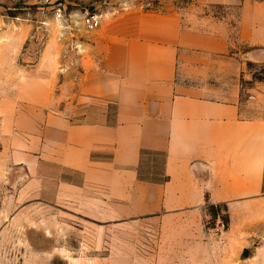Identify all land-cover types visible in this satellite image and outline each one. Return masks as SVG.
<instances>
[{
  "label": "crops",
  "instance_id": "obj_1",
  "mask_svg": "<svg viewBox=\"0 0 264 264\" xmlns=\"http://www.w3.org/2000/svg\"><path fill=\"white\" fill-rule=\"evenodd\" d=\"M191 1L237 8L243 22L256 4ZM110 16L77 61L63 62L60 72L47 66L40 84L21 83L35 85L17 99L36 121L16 156L33 183H54L51 203L67 212L106 224L158 221L161 242L190 251L205 245L201 219L209 205L226 206L233 220L264 196V118L243 117L236 93L217 99L208 86L181 79L228 51L222 33L199 29L175 10ZM147 155L163 157L161 180L168 181L141 180Z\"/></svg>",
  "mask_w": 264,
  "mask_h": 264
},
{
  "label": "rangeland",
  "instance_id": "obj_2",
  "mask_svg": "<svg viewBox=\"0 0 264 264\" xmlns=\"http://www.w3.org/2000/svg\"><path fill=\"white\" fill-rule=\"evenodd\" d=\"M253 3L243 22L237 8L197 6L191 0H0V264H264V196L233 220L225 206L211 211L218 217L207 209L201 219L205 245L187 251L161 242L158 221L106 224L67 212L51 203L54 183H33L16 156L36 121L25 115L26 102L17 99L25 90L35 91V85L21 83L33 78L40 84L51 64L60 72L63 62L77 61L80 46L94 43L110 15L136 9L179 11L185 22L225 35L228 51L205 58L204 72L197 66L181 79L208 86L217 99L236 93L243 117L264 118V0ZM59 8L63 21L56 17ZM87 14L101 16L99 29H86ZM17 110L22 116H15ZM20 123L27 133L19 131ZM162 165L163 157L147 155L141 177L162 179ZM245 250L249 256L242 260Z\"/></svg>",
  "mask_w": 264,
  "mask_h": 264
},
{
  "label": "built area",
  "instance_id": "obj_3",
  "mask_svg": "<svg viewBox=\"0 0 264 264\" xmlns=\"http://www.w3.org/2000/svg\"><path fill=\"white\" fill-rule=\"evenodd\" d=\"M56 17L58 20L63 21L64 20V12L62 9H57L56 11ZM84 26L89 31H95L100 28L101 26V16H98L96 14L90 15L87 14L84 20Z\"/></svg>",
  "mask_w": 264,
  "mask_h": 264
},
{
  "label": "trees",
  "instance_id": "obj_4",
  "mask_svg": "<svg viewBox=\"0 0 264 264\" xmlns=\"http://www.w3.org/2000/svg\"><path fill=\"white\" fill-rule=\"evenodd\" d=\"M141 180H148V179H145V178H142L141 177ZM148 181H151V180H148ZM163 181H168V178H164L163 180H152V182H163ZM222 206H224V205H218V206H215V205H209L208 207H207V209H208V211H209V213L211 214V215H213L214 217H218V214H212V210H215V209H217V208H219V207H222ZM226 207V206H225ZM223 220V223H224V227H225V230H227L228 228H229V217L227 216V218H223L222 219Z\"/></svg>",
  "mask_w": 264,
  "mask_h": 264
},
{
  "label": "water",
  "instance_id": "obj_5",
  "mask_svg": "<svg viewBox=\"0 0 264 264\" xmlns=\"http://www.w3.org/2000/svg\"><path fill=\"white\" fill-rule=\"evenodd\" d=\"M248 256H249V253H248L247 250H245L244 253H243V255H242V257H241V259L242 260H245L246 258H248Z\"/></svg>",
  "mask_w": 264,
  "mask_h": 264
}]
</instances>
